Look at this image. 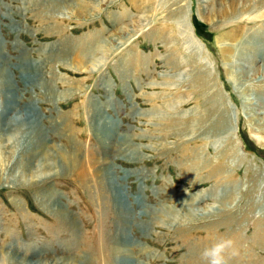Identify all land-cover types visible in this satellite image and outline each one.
Returning a JSON list of instances; mask_svg holds the SVG:
<instances>
[{
    "label": "rangeland",
    "instance_id": "374dc122",
    "mask_svg": "<svg viewBox=\"0 0 264 264\" xmlns=\"http://www.w3.org/2000/svg\"><path fill=\"white\" fill-rule=\"evenodd\" d=\"M234 1L0 0L15 92L12 107L0 85V114L30 111L44 133L33 181L19 179L26 153L0 149V264L103 250L120 264L117 249L129 264H207L222 239L227 264H264V70L245 62L264 51V0ZM227 188L236 199L210 198Z\"/></svg>",
    "mask_w": 264,
    "mask_h": 264
},
{
    "label": "bare ground",
    "instance_id": "6f19581e",
    "mask_svg": "<svg viewBox=\"0 0 264 264\" xmlns=\"http://www.w3.org/2000/svg\"><path fill=\"white\" fill-rule=\"evenodd\" d=\"M234 3H235V1L232 0L233 5H234ZM76 4H77L76 11H78V12H79V10L89 9L84 5L85 4L84 2H77ZM67 8H69V10H71V11H75L74 7H72V5H70ZM255 56L256 57H263L264 51H258L255 53L254 57H253V55H251L245 60V62H247L249 67H251V69L249 71H250V74H252V75L254 73H260L262 70H264L263 67L258 68V66H257V63H258L257 59L258 58H256ZM0 57H2V58L4 57V55L1 51H0ZM23 61H25V60L23 59ZM72 61L74 63L75 62L78 63L80 68H85V65L88 64V62H89L86 59V57H84L80 54H78V55L75 54V57H72ZM92 63L94 64V63H96V61H94ZM26 64H28V63H26ZM27 67H29V64L27 65ZM254 67H256V68H254ZM24 69H27V68L24 67ZM22 72H25V71H22ZM10 73L4 66H3V68L0 69V85L1 84H2L1 86L9 85V87H10L9 89H11L10 91L12 94L11 96L9 95L11 97L9 102H10V104H12L10 106L13 107V101H11V99H14L15 96L13 93H15V92H14V87L12 84V79L10 77ZM21 112L23 114L22 116H24L23 119H22V117H18V118L13 117L12 119H10V118L2 119L4 117L2 116V114H0V129L2 130V135L0 137V149H1V154L3 155L4 160L8 157L10 158V156L12 159L13 156L15 155V153H17V152L26 153V158L28 159L27 162H28V165L30 167L27 168L28 170L26 169L27 173L25 175L24 174L21 175L19 177V179H21V180H29L30 179L33 181V179H38V178L42 177V175H41V173H39V171L35 170V172L34 171L31 172L29 170H33V167L31 166L32 162L36 158L37 154L40 155L39 151H41L43 148V145H44V138H43L44 135L43 134L44 133H43V130L41 129V126L39 123V116H33L30 113V111H26V112L21 111ZM1 121L3 122V124H1ZM16 124L21 125L20 130H22V135L15 134L14 128H15ZM5 143L12 144L13 152H8L4 148ZM44 155L47 157L48 154H44ZM63 156H64V154H63ZM6 160H8V159H6ZM87 163H88V165H85V166L93 167L94 165H100L101 161L93 159V160H87ZM79 166H77V167H79ZM210 196H211L210 198L215 200V201H219V202L226 201L227 203L229 202L230 197L232 199H236L235 198V192L231 191L228 188H227V190H223V192L222 191L218 192V193L213 192V194ZM205 197L202 195V196L198 197V199L196 201L203 200ZM49 198L53 199V198H51V196H48L46 199L48 200ZM230 203H232V202H230ZM229 206H228V208H229ZM207 210H209V209H207ZM55 211L57 212V214H61V215L63 214V212L61 213L60 209H58V208H56ZM202 211H203V209H202ZM193 212L189 211L188 213L193 214ZM196 213H198V212H196ZM171 217H173V216L171 215ZM129 254L130 253H128L127 250H125V249L124 250L123 249L115 250V255L118 257L120 264H129L128 259H130L129 257H131ZM96 256H97L96 262H93L90 264H110L109 262H111V260L109 259V257L106 254V251H104V250L103 251H97ZM1 264H57V263H52V262H47V261L46 262L32 261V260L24 259V258L17 257V256H13V257L6 256V257H3L1 259ZM60 264H63V263H60ZM66 264H80V263H78V262L76 263L72 259L71 263H66Z\"/></svg>",
    "mask_w": 264,
    "mask_h": 264
},
{
    "label": "clouds",
    "instance_id": "9594fccd",
    "mask_svg": "<svg viewBox=\"0 0 264 264\" xmlns=\"http://www.w3.org/2000/svg\"><path fill=\"white\" fill-rule=\"evenodd\" d=\"M230 249L231 254L235 255L233 241L230 239H222L206 247L202 255L207 261V264H227V256Z\"/></svg>",
    "mask_w": 264,
    "mask_h": 264
}]
</instances>
